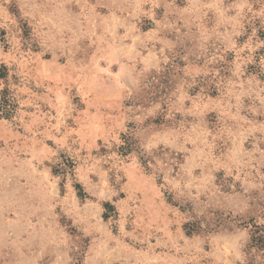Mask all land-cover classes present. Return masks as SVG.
<instances>
[{"label": "rangeland", "instance_id": "obj_1", "mask_svg": "<svg viewBox=\"0 0 264 264\" xmlns=\"http://www.w3.org/2000/svg\"><path fill=\"white\" fill-rule=\"evenodd\" d=\"M2 66L0 264H249L264 0H0Z\"/></svg>", "mask_w": 264, "mask_h": 264}, {"label": "trees", "instance_id": "obj_2", "mask_svg": "<svg viewBox=\"0 0 264 264\" xmlns=\"http://www.w3.org/2000/svg\"><path fill=\"white\" fill-rule=\"evenodd\" d=\"M7 75V68L2 66L0 67V79L6 78ZM77 189L79 190V197L82 199L86 198V194L83 192L81 187L77 185ZM105 210L106 213L104 214L105 220H108L110 217V213L114 211V207L110 204H105ZM247 254L250 257V262L249 264H257L256 259L257 257L261 256V254H264V226H254V231H253V238L250 242V244L247 247Z\"/></svg>", "mask_w": 264, "mask_h": 264}]
</instances>
